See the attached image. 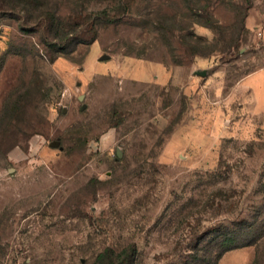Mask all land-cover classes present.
<instances>
[{
	"label": "rangeland",
	"instance_id": "374dc122",
	"mask_svg": "<svg viewBox=\"0 0 264 264\" xmlns=\"http://www.w3.org/2000/svg\"><path fill=\"white\" fill-rule=\"evenodd\" d=\"M107 249L264 264V0H0V264Z\"/></svg>",
	"mask_w": 264,
	"mask_h": 264
},
{
	"label": "crops",
	"instance_id": "0c3cea01",
	"mask_svg": "<svg viewBox=\"0 0 264 264\" xmlns=\"http://www.w3.org/2000/svg\"><path fill=\"white\" fill-rule=\"evenodd\" d=\"M123 65H118L119 69H124L125 73L133 79L139 81L155 80L160 84H167L171 79V73L164 64H151L145 61L136 59H125ZM117 68V63L114 65H103L101 70L104 72L110 71L111 68Z\"/></svg>",
	"mask_w": 264,
	"mask_h": 264
},
{
	"label": "trees",
	"instance_id": "16d2710c",
	"mask_svg": "<svg viewBox=\"0 0 264 264\" xmlns=\"http://www.w3.org/2000/svg\"><path fill=\"white\" fill-rule=\"evenodd\" d=\"M105 13V12H104ZM107 15V14H106ZM55 22H57L56 21V19H53V22L51 21V25L53 26V25H55L54 23ZM65 35H67V33L65 34ZM96 38H97V35H96V33H95V35L92 37V38H90L89 40H82V39H79L78 40V44L79 43H84V44H92L95 40H96ZM64 39V38H63ZM59 52V54L58 55H52V61H54L55 60V58H57V57H59V56H61V55H63V56H65V57H68L69 56V53L68 52H66V51H63V49L62 50H60V51H58ZM117 255L119 258H120V264H126L127 262H128V258H129V256H130V253L127 251V250H123L121 253H115L112 249H107V250H105L103 253H101L99 256H98V259H102V258H104V257H109V258H112V255ZM123 254H126V255H123Z\"/></svg>",
	"mask_w": 264,
	"mask_h": 264
},
{
	"label": "water",
	"instance_id": "95a60500",
	"mask_svg": "<svg viewBox=\"0 0 264 264\" xmlns=\"http://www.w3.org/2000/svg\"><path fill=\"white\" fill-rule=\"evenodd\" d=\"M215 20V19H214ZM103 58H105V56H103ZM83 96H81V98H82ZM85 107V106H84ZM83 107V108H84ZM58 143H57V141H56V143H53V145H57Z\"/></svg>",
	"mask_w": 264,
	"mask_h": 264
}]
</instances>
